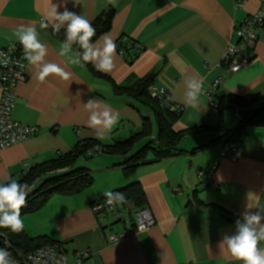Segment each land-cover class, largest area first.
I'll list each match as a JSON object with an SVG mask.
<instances>
[{
	"label": "crops",
	"instance_id": "obj_1",
	"mask_svg": "<svg viewBox=\"0 0 264 264\" xmlns=\"http://www.w3.org/2000/svg\"><path fill=\"white\" fill-rule=\"evenodd\" d=\"M51 2L61 0H0V49L19 44L14 34L21 26H34L47 46L46 61L71 74L68 80L50 75L41 82L37 69L29 65L25 81L17 87L12 115L23 126L39 127V132L3 151L0 183L9 178L21 180L25 168L66 155L80 142L114 145L139 133L143 118L153 121L151 110L115 95L112 82L121 85L152 71L159 72L156 86L166 89L182 108L175 132L211 129L185 137L179 145L184 153L144 164L130 180L125 177L126 158L121 155L104 153L92 162L80 158L76 168L90 171L92 188L74 196L57 194L42 209L23 214L25 233L30 239L46 237L62 243L70 264L83 251L90 253L85 264H241L219 245L225 235L235 234L236 221L242 220L247 205L252 212L264 210V127L246 129L239 158L234 160L228 150L233 144L227 145L226 139L240 126V118L230 111L218 129L219 109L211 104L227 94L247 99L264 95V30L256 49L248 53L251 62L246 67L228 74L222 64L229 47L238 42L237 27L264 8V0H244L242 8L236 7L235 0H67L68 10L92 24L101 14L114 11L107 34L116 45L124 38L129 42V56L117 48L114 69L98 71L101 77L88 64L71 65L67 57L58 55L65 40L63 28L54 31L51 23L40 28ZM63 10V6L58 8V12ZM102 37L96 41L101 45ZM193 77L203 80L196 108L184 103L185 81ZM2 94L0 79V100ZM88 100L120 115L103 140L88 127L89 111L84 107ZM201 174L210 176V184L205 186ZM134 182L145 191L154 227L137 232L134 208L130 212L120 208L122 218L113 212L106 216L92 212L93 203L103 200L106 191L117 192ZM113 234L125 237L113 242Z\"/></svg>",
	"mask_w": 264,
	"mask_h": 264
},
{
	"label": "trees",
	"instance_id": "obj_2",
	"mask_svg": "<svg viewBox=\"0 0 264 264\" xmlns=\"http://www.w3.org/2000/svg\"><path fill=\"white\" fill-rule=\"evenodd\" d=\"M114 14L115 12L110 10L109 13L98 16V19L92 24L96 29L93 42H96L104 34L110 32ZM123 40L120 39L118 41L117 48L124 55L127 54L129 56L131 50L129 42ZM74 48L80 50L77 45H73ZM133 61L134 59L131 62ZM88 65L94 74L99 77L104 76L90 63ZM158 77L159 72L152 71L151 74L143 78L130 77L121 85L112 82L115 95L129 97L136 104H140L151 110L153 121L149 118H143L144 124L141 131L133 134L128 141L104 146L100 141L96 140L80 142L70 153L33 167L27 174L24 173V176L18 182L27 183L29 186L35 185V191L26 206L21 209V216L42 209L57 194L66 197L74 196L92 188L94 183L93 175L85 168L77 169L76 165L82 157L91 158L99 156H89V153L97 145L103 149V154L121 155L126 158L124 173L126 179L130 180L137 174V169L140 166L154 161L177 157L179 154L184 153L179 145L185 137L201 133L204 129H211L210 127L203 126L175 132L173 127L181 115L182 109L172 110L166 107L163 108L161 102L157 98L152 97L150 90L152 87H157L156 82ZM216 103L221 119V125L218 129L222 128L224 117L228 112H239L240 126L229 134L226 139L227 145L230 143L241 149L248 127H264V95L259 94L255 98L247 99L234 94H227L226 96L219 97ZM139 144L141 146L137 150L136 146ZM117 192L123 193L128 201L131 202L129 204L118 205V210L122 208L129 211L131 208H134L137 211L147 207L148 199L139 182L131 183L129 187L119 189ZM0 231L9 235L11 241H13L15 253H18L19 256L27 255L36 249L45 247V245L56 243L46 237L30 239L24 230L19 233H13L9 229L0 228Z\"/></svg>",
	"mask_w": 264,
	"mask_h": 264
},
{
	"label": "clouds",
	"instance_id": "obj_3",
	"mask_svg": "<svg viewBox=\"0 0 264 264\" xmlns=\"http://www.w3.org/2000/svg\"><path fill=\"white\" fill-rule=\"evenodd\" d=\"M66 5L67 0H61L59 4L51 2L50 11L40 22V28L46 29L51 23L54 31L64 29L65 40L60 44L58 55L67 57L69 64L84 67L91 63L97 71L110 73L115 67L114 60L117 55L114 39L109 34H104L102 45L100 42L94 43L96 29L91 21L81 14L68 10ZM61 6L64 10L58 12ZM14 35L22 46V58L37 69L36 76L39 81L44 82L50 75L64 80L70 78L71 74L63 67L46 61L48 49L39 39L36 27L21 26ZM73 45H77L80 50L73 52ZM202 91L203 80L189 78L185 81L184 103L193 108L198 107ZM152 95L155 96L156 92L153 91ZM84 107L89 111L88 127L95 131L98 139L103 140L119 123V113L112 111L108 106L101 107L98 101L88 100ZM96 148L98 150L99 145ZM31 191V186L16 179L9 178V182L0 183V228L9 229L13 233L24 230L21 209L26 206ZM104 196L105 203L109 206L131 203L123 193L106 191ZM248 209L249 205L242 214V220L236 221L235 234L225 235L219 246L221 249L226 247L231 257L241 264H264V247L260 246L261 242H264V210L252 212ZM0 264H14L10 252L4 248H0Z\"/></svg>",
	"mask_w": 264,
	"mask_h": 264
},
{
	"label": "built area",
	"instance_id": "obj_4",
	"mask_svg": "<svg viewBox=\"0 0 264 264\" xmlns=\"http://www.w3.org/2000/svg\"><path fill=\"white\" fill-rule=\"evenodd\" d=\"M237 8H242L244 0H235ZM236 34L238 35V42L231 45L225 54L223 65L227 69V73H237L246 67L251 59L248 55L250 50H255L260 38V33L264 30V8L250 16L249 19L237 27ZM125 41L127 39L124 38ZM123 40V41H124ZM118 45V43H117ZM116 45V46H117ZM121 54L124 55L123 52ZM23 49L20 44H11L7 48L0 49V79L1 88L3 91L0 100V159L3 151L16 146L17 144L28 141L29 138L36 136L39 132L37 126H23L19 122L13 120L12 112L16 106L17 100V87L26 79L29 64L23 58ZM7 61V62H5ZM19 61V63H17ZM221 82H218V86ZM152 92L155 91L156 95L152 97L157 98L161 102L163 108H170L172 110L180 109L176 106L166 89L158 87L151 88ZM211 106L214 110H218L217 104L212 103ZM182 109V108H181ZM239 113V112H238ZM237 113V114H238ZM230 156L234 160H238L240 149L236 145L229 146ZM103 149L95 148L89 153L91 155H101ZM30 168H25V174L29 172ZM201 181L206 185L210 184V176L201 174ZM32 191L27 197V202L34 195L35 185H32ZM180 193L179 190L175 191ZM128 211V210H125ZM92 212L96 215L106 216V213L113 212L116 216L122 218L123 212L118 210V205L109 206L105 200H100L93 203ZM130 212V210L128 211ZM136 231L144 232L156 225L153 214L148 207L139 209L136 212ZM113 242H118L125 235L112 236ZM0 248H4L10 252L14 264H70L66 251H64L62 243L48 244L45 247L34 250L33 252L19 256L15 253L13 241H11L8 234L0 231ZM90 258L88 251L78 252L75 259V264H85L84 262Z\"/></svg>",
	"mask_w": 264,
	"mask_h": 264
},
{
	"label": "rangeland",
	"instance_id": "obj_5",
	"mask_svg": "<svg viewBox=\"0 0 264 264\" xmlns=\"http://www.w3.org/2000/svg\"><path fill=\"white\" fill-rule=\"evenodd\" d=\"M82 158L84 161L92 162L93 160H96L97 157H91V158L82 157Z\"/></svg>",
	"mask_w": 264,
	"mask_h": 264
}]
</instances>
